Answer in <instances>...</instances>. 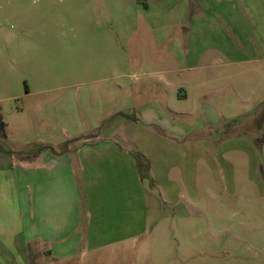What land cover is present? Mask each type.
Wrapping results in <instances>:
<instances>
[{
	"label": "rangeland",
	"instance_id": "rangeland-1",
	"mask_svg": "<svg viewBox=\"0 0 264 264\" xmlns=\"http://www.w3.org/2000/svg\"><path fill=\"white\" fill-rule=\"evenodd\" d=\"M262 58L264 0H0V166L10 164L12 155L31 161L40 147L61 152L75 140L69 148L78 152L86 140L109 136L114 128L134 150L141 144L153 148L155 136L138 117L155 106L166 111L199 106L203 122V106H214L211 113L222 112L223 124L212 128L206 141L219 148L229 123L230 134L238 133L237 120L225 121L227 114L247 124L264 116V104L258 105L264 97ZM198 73L201 84L214 87L217 95L198 98L193 81ZM182 89L187 101L179 100ZM113 107L131 114L125 117L133 123L117 119L121 126L102 125L100 113ZM168 156L170 163L186 164L184 173L172 172V179L179 177L182 203L149 217L150 234L131 251L99 253L71 264H264L261 207L211 201L212 189L224 197L221 159L218 177L201 163L200 197L193 204L188 158ZM234 214L238 217L227 219ZM31 251L0 246V264L43 259Z\"/></svg>",
	"mask_w": 264,
	"mask_h": 264
},
{
	"label": "crops",
	"instance_id": "crops-1",
	"mask_svg": "<svg viewBox=\"0 0 264 264\" xmlns=\"http://www.w3.org/2000/svg\"><path fill=\"white\" fill-rule=\"evenodd\" d=\"M260 62L264 63V58ZM193 81L199 99L208 93H219L214 87L201 84V73ZM117 87L122 89L120 85ZM236 92L240 97L241 92L238 89ZM251 98L242 99L250 103ZM187 99L182 89L179 100ZM224 104L225 110L232 108L226 101ZM262 104L264 97L258 102L259 106ZM169 108L168 111L158 106L144 109L138 117L155 136L153 148L144 144L139 147L151 163V180L140 179L133 156L136 150L125 137L121 142L120 128H114L109 136L86 140L78 152L70 149L56 155L45 151L31 161L12 155L10 164L0 166V246L6 250L31 249L35 256L43 258L33 264H44L40 261L71 264L99 253L131 251L138 239L150 234L146 229L149 217L160 214L164 206L179 205L184 199L179 177L172 179V172L178 168L184 173L186 164L168 162L169 153L188 158L193 204L200 197L201 163L218 177L219 158L226 165L224 176L219 178L220 182L225 181L224 197H218L212 189L211 201L225 207L253 203L264 212V116L254 124H247L240 121L243 117L227 114L225 121L237 120L234 126L238 133L230 134L234 129L233 123H229L224 131L226 138L219 148H214L206 139L212 128L223 124L222 112L212 115L215 107L203 106L207 116L203 122L199 118V106L192 111ZM113 109L100 113L102 125L113 122L119 126L121 122L118 124L117 119L133 123L125 117L131 114ZM168 112L196 121L192 125L175 123ZM249 136L254 140H248ZM191 139L192 146L187 144ZM237 217L234 214L227 219ZM258 220L263 222L264 217ZM226 231L237 238L233 230Z\"/></svg>",
	"mask_w": 264,
	"mask_h": 264
},
{
	"label": "trees",
	"instance_id": "trees-1",
	"mask_svg": "<svg viewBox=\"0 0 264 264\" xmlns=\"http://www.w3.org/2000/svg\"><path fill=\"white\" fill-rule=\"evenodd\" d=\"M128 118L134 119L132 117H128ZM75 141H78V140H75ZM75 141L67 143L65 145V148L61 152L57 151L56 149H54L52 147H40L37 150L36 154L33 155V159L36 158L39 154H41V153H43L45 151H52L56 155L67 153V152L70 151L69 145L71 143L75 142ZM133 156H134V158H135V160L137 162V168H138V173H139L140 179L142 181L151 180V175H150L151 163L148 160V158L140 151L134 152Z\"/></svg>",
	"mask_w": 264,
	"mask_h": 264
}]
</instances>
